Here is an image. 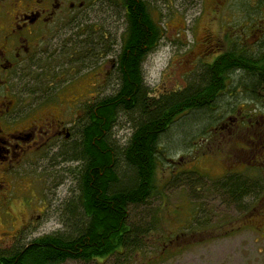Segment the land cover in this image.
Instances as JSON below:
<instances>
[{"label": "flooded vegetation", "instance_id": "1", "mask_svg": "<svg viewBox=\"0 0 264 264\" xmlns=\"http://www.w3.org/2000/svg\"><path fill=\"white\" fill-rule=\"evenodd\" d=\"M136 4L142 12L146 8L157 31L145 0ZM128 7L127 0H0V264H15L34 245L43 248L49 238L73 236L77 228L80 172L64 169L72 186L54 210L61 226L49 232L43 231L49 209H43V173L49 168L58 174L60 167L73 164L82 172L79 151L87 140L103 141L111 154L110 117L97 104L117 95L129 80L127 62L141 57L140 42L136 50L128 48ZM107 18L109 24L90 30ZM255 34L259 42L253 40L247 49L227 40L230 47L217 44L200 59L197 78L211 91L206 110L217 117L199 143L207 164L221 166L218 182L244 180L250 186L243 203L222 202L247 214L238 227L264 232V24L250 28ZM104 175L110 183V171ZM60 183L61 178L49 185L50 196ZM215 191L219 199L226 197L223 190Z\"/></svg>", "mask_w": 264, "mask_h": 264}, {"label": "rangeland", "instance_id": "2", "mask_svg": "<svg viewBox=\"0 0 264 264\" xmlns=\"http://www.w3.org/2000/svg\"><path fill=\"white\" fill-rule=\"evenodd\" d=\"M220 1L145 0L162 34L142 64L144 84L152 96L199 80V61L211 47H230L227 40L232 44L234 39V47L247 49L261 38L260 34L250 35V28L264 24V0ZM106 20L93 23L90 30L109 24L110 20ZM119 44L117 39L115 47ZM216 117L215 111L181 114L160 136L156 190L145 203L128 209L131 225L151 229L141 235V249L128 257L122 254V258H135L131 264H264V232L254 226L238 227V221L242 222L247 214L239 215L222 203L228 200L226 197L216 196L217 182L223 179L217 176L221 166L207 164V158L201 157L206 150L199 143L200 135ZM131 125L125 114H118L111 130L112 146L120 150L126 145ZM67 167L80 172V165L73 164L60 167L58 174L49 168L43 173V209L49 206L43 231L61 226L54 210L60 206L66 187L72 186L71 179L65 176ZM117 173L122 183L128 184L131 169L122 159L117 161ZM59 178L62 183L50 196L49 185L59 182ZM79 218L81 222L83 215L79 214ZM61 264H112V259L97 263L69 260Z\"/></svg>", "mask_w": 264, "mask_h": 264}, {"label": "trees", "instance_id": "3", "mask_svg": "<svg viewBox=\"0 0 264 264\" xmlns=\"http://www.w3.org/2000/svg\"><path fill=\"white\" fill-rule=\"evenodd\" d=\"M127 1L128 48L136 50L140 42L143 47L141 57L130 62L135 65L130 66L129 61L127 62L129 67L126 73L129 80L126 79L121 84L117 95H113L110 101L98 103L97 109L104 116L110 117L111 130L118 114H125L132 123V134L125 148L120 150L112 146L110 138V155L103 141L92 145L87 140L86 148L79 151L84 163V170L81 168L82 172L80 171L83 185L79 189L81 213L78 211L79 207L78 210L74 209L78 224L73 236L71 233L69 237L53 236L44 242L43 248L34 245L28 256L17 258L15 264H61L69 260L97 263L110 259L112 264H131L135 258H122V254L125 253L128 257L132 251L141 249L140 237L151 229L131 225L128 221V209L145 203L156 190L158 140L181 114L207 112L206 104L210 100L211 91L210 87L209 90L203 88V81L200 79L194 80L177 93L163 92L157 96H152L153 93L141 82L139 64L156 47L162 34L161 29L155 30L145 7L142 12L136 4L137 0ZM133 8H139L138 12ZM231 55L235 57L233 53ZM211 75L215 78L213 73ZM96 133L99 134L98 130ZM119 159L124 160L131 169V174L127 175L128 184H123V179L118 176ZM107 171H110V183L104 180ZM217 184L230 204L235 201L243 203L250 192V186L244 180L228 179ZM256 186L258 190V183ZM79 214L83 215L81 222ZM113 256L120 258H108Z\"/></svg>", "mask_w": 264, "mask_h": 264}]
</instances>
